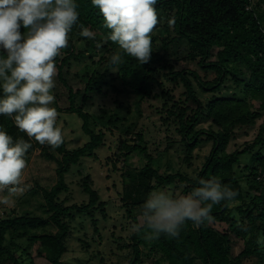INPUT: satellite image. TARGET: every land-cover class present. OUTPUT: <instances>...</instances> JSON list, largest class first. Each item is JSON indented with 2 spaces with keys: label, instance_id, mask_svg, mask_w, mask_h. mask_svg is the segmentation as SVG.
Listing matches in <instances>:
<instances>
[{
  "label": "trees",
  "instance_id": "obj_1",
  "mask_svg": "<svg viewBox=\"0 0 264 264\" xmlns=\"http://www.w3.org/2000/svg\"><path fill=\"white\" fill-rule=\"evenodd\" d=\"M76 4L78 20L54 63L56 75L69 89L70 106L60 112L77 114L89 139L82 146L69 148L62 133V144L53 148L29 138L10 117L0 115V128L14 140L22 138L31 143L25 160L40 150L45 159L57 165V182L44 189L43 204L56 232L29 236V228L45 229L50 222L29 213L0 216V264L32 263L31 257L28 263L21 253L30 256L29 247L33 244H38V255L45 256L50 264H62L75 212L87 214L99 230L95 209L105 214V202L93 187L90 175L83 180L84 191L89 195L87 203L67 206L60 196L69 190L66 176L72 167L81 164L85 157L97 156L108 131L115 130L119 131L118 145L107 157L114 168L135 153L146 159L140 170L125 172L131 181L122 199L136 227L121 246L131 250L127 264H141L143 248L160 255L157 264H243L251 256L259 257V262L251 264H262L264 247L257 240L264 236V121L258 125L264 119V0H158V22L150 33L151 59L144 64L107 39L110 30L104 27L103 16L91 0H76ZM163 12L169 19L160 25ZM82 28L90 29L94 38L80 35ZM20 30L25 31L23 27ZM81 41L99 54L82 75L83 91L74 90L63 73L65 66L84 54L77 49V42ZM182 42L186 45L180 49ZM114 54L121 56L118 65L111 62ZM182 63L197 68L179 69ZM81 92L82 105L78 106L77 95ZM130 92L135 95L133 105L120 98ZM97 98L101 104L98 111L86 110L89 101L94 104ZM146 109L159 117L171 143L183 146L182 166L178 170L156 166L162 143L152 149L144 129L131 120L134 114L142 118ZM257 125V134L251 141L229 150L233 140ZM206 144H211V150L202 165L195 166L196 150ZM169 149L170 142L165 151ZM200 178L218 179L235 190L237 196L229 206L225 202L214 205L211 218L201 226L189 221L175 238H151L139 221L147 195L159 187L181 185L187 194L198 186ZM216 223L226 227L219 229ZM9 233L13 236L7 244ZM232 235L244 242L237 255L232 254ZM22 237L27 238L21 240Z\"/></svg>",
  "mask_w": 264,
  "mask_h": 264
},
{
  "label": "clouds",
  "instance_id": "obj_2",
  "mask_svg": "<svg viewBox=\"0 0 264 264\" xmlns=\"http://www.w3.org/2000/svg\"><path fill=\"white\" fill-rule=\"evenodd\" d=\"M158 0H91L109 29L107 39L141 64L151 59L150 33L156 26ZM76 0H0V115L40 144L53 148L63 142L57 110L51 105L56 66L54 58L68 43V33L78 20ZM21 27L25 29L21 32ZM80 35L94 38L88 28ZM113 65L121 56L111 57ZM31 143L14 138L0 128V204L22 193L24 159ZM237 192L215 178H200L187 194L151 191L140 210L142 224L151 238L179 236L187 222L201 226L211 218L214 205L225 206ZM264 247V236L257 240Z\"/></svg>",
  "mask_w": 264,
  "mask_h": 264
},
{
  "label": "rangeland",
  "instance_id": "obj_3",
  "mask_svg": "<svg viewBox=\"0 0 264 264\" xmlns=\"http://www.w3.org/2000/svg\"><path fill=\"white\" fill-rule=\"evenodd\" d=\"M169 19L167 12H163L159 19V24L164 25ZM159 24L157 26H159ZM184 42V41H183ZM180 44V49L185 43ZM77 49L84 54L78 60L72 61L70 66H65L63 73L69 85L74 90L83 91L85 87V79L82 75L92 60L99 57V54L90 50L85 42H77ZM197 68L196 65L190 63H182L178 68ZM57 73V69H56ZM55 86L51 90L54 95V102L51 105L57 110V126L65 135L68 147L76 148L82 146L88 141V135L82 130V119L75 113L60 112V109H67L70 106L68 100V87L55 74ZM228 83L227 85H230ZM225 91V89H224ZM131 93V92H130ZM120 95V98L131 105L134 104L135 95ZM209 93H206L208 95ZM83 92L77 95V105H82ZM110 104V100H106ZM100 99H96L94 104L89 101L86 110L96 113L99 109ZM136 112V110H135ZM144 116L138 118L135 114L132 115L131 120L138 122V127L143 128L146 132V139L151 142L152 149L156 144L162 143L160 150H162L161 159L156 162V166L161 167L167 171H176L182 166V158L184 156V149L180 143H171V139L167 138V133L162 127L159 117L153 113L151 109L144 111ZM264 119L258 121L261 124ZM107 126V122H105ZM258 125L255 129H250L249 133H242L229 146V150L235 149L238 145L246 141H251L257 134ZM203 126H209V123H204ZM119 131L114 133L108 131L105 144L97 151V156H88L83 158L81 164L72 167L67 174L66 180L69 190L62 193L60 199L69 206L73 204L87 203L89 195L85 193L83 188V180L90 175L93 182V187L99 192L100 199L105 202L104 214L101 209H95V216L99 220L97 231L91 217L87 214H80L75 212V219L71 221V234L67 238L68 252L63 256L62 264H127L128 256L131 252L129 248H121V246L129 240L131 234L136 230L132 218L128 216L127 205L122 199V194L129 187L131 177L126 172L127 169L140 170L146 164V159L143 155L135 153L130 156L125 162L120 161L117 168H114L108 161L110 156L118 145ZM175 136V135H172ZM170 142V149L165 151ZM211 150V144H206L196 150L197 159L195 166H201L205 160L206 155ZM246 160V157L243 158ZM26 166L21 177L22 193L18 192L9 196V203L7 205L0 204V216H14L30 214L36 217H42L50 223L47 227L29 228V236L33 234H43L51 231L56 232V227L50 221V213L45 210L43 204L45 203L44 189H50L57 182L56 163L48 161L41 155V151L37 150L29 159L25 160ZM126 174L125 176H123ZM183 186L171 187L163 189L175 195L185 194L182 191ZM156 189V190H157ZM0 195H7V193H0ZM142 223L141 216L139 217ZM219 229L226 227L224 224H215ZM12 236L7 235V244L11 243ZM18 236V235H16ZM19 237V236H18ZM20 238V237H19ZM27 237H22L26 239ZM232 254H239L244 248L242 239L232 235ZM38 244H33L29 247L30 256L23 255L22 257L30 264H50L45 256L38 255ZM143 262L141 264H157L160 258L159 254H150L148 248H143ZM259 262L258 256L247 257L243 260V264H251ZM264 264V262L262 263Z\"/></svg>",
  "mask_w": 264,
  "mask_h": 264
}]
</instances>
